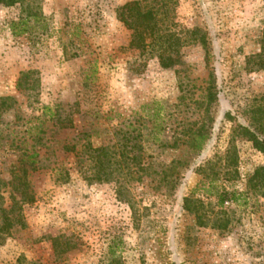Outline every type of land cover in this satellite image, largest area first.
I'll list each match as a JSON object with an SVG mask.
<instances>
[{
	"label": "rangeland",
	"instance_id": "rangeland-1",
	"mask_svg": "<svg viewBox=\"0 0 264 264\" xmlns=\"http://www.w3.org/2000/svg\"><path fill=\"white\" fill-rule=\"evenodd\" d=\"M132 1L174 33L171 67L128 49L117 15ZM262 46L264 0H0V180L26 170L34 194L0 264H264V196L248 185L264 152L243 130L264 147ZM199 130L209 138L182 169L185 147L169 145ZM87 141L132 143L141 170L97 180Z\"/></svg>",
	"mask_w": 264,
	"mask_h": 264
},
{
	"label": "trees",
	"instance_id": "trees-1",
	"mask_svg": "<svg viewBox=\"0 0 264 264\" xmlns=\"http://www.w3.org/2000/svg\"><path fill=\"white\" fill-rule=\"evenodd\" d=\"M35 20H39L38 17H34ZM118 20L130 31V42L128 45L129 50L138 51L139 53L145 52L147 49L158 52L159 64L162 68L171 67L175 61L173 55L174 49V33L168 31L166 28L161 27V19H158L156 14L151 9H144L140 6L138 1H132L124 4L118 11ZM26 20L20 19L18 22H11L10 28L13 34L21 33L20 27L25 26ZM16 30V31H15ZM264 52V46H262V54ZM207 97L210 102L217 101L216 92H214V85H210L207 88ZM58 115L57 109H53L48 106L42 107L41 118L43 121H55L59 122L56 116ZM47 117V119H46ZM59 117V115H58ZM70 122V121H68ZM58 128L67 129L72 128V125L67 127L61 122ZM157 128V126H156ZM252 141L254 147L264 152L263 144L257 139V137L247 129H243ZM86 136V135H85ZM209 138V134L203 130H199L197 135L188 142L174 141L169 145L170 148L178 149L180 146H184V160L177 161L176 164L181 166L182 169H186L190 166V163L199 155L205 141ZM158 142V139H155ZM164 146V144H160ZM115 144L111 147L107 143H101L95 148H91L90 142L87 141L81 145L80 151V163L87 162V169L93 170L94 178L100 181L113 180L115 172L122 169L127 170L129 173L130 166H135L141 170V159L139 154L129 155L133 151L134 145L130 143L129 146H123L120 151H115ZM113 148V149H112ZM76 144L71 146L64 145L62 150L64 153L74 152ZM75 153V152H74ZM77 155V152L75 153ZM36 156V153H32L27 156V159H31ZM34 161H29V164H33ZM83 167V165H82ZM199 170V169H198ZM179 171L174 172L173 180L169 184V189L174 187L176 179L179 177ZM121 176L123 174L121 173ZM173 177V175H172ZM12 178V179H11ZM167 184V183H166ZM248 185L250 188H256L262 190L264 196V166L255 169L253 174L248 179ZM9 188V189H8ZM8 190V191H7ZM7 193V198L10 203H6L4 194ZM118 195L121 194L120 189L117 190ZM218 204L222 205L228 198L227 194L218 195ZM34 200V194L29 190L27 181V171L23 170L21 174H15L14 177H10L9 181L5 182L0 180V239L4 234L9 235L11 231L16 228L24 227V221L21 214V209L24 205L32 203ZM188 198L184 199V203ZM231 200H234L231 198ZM5 204H7L5 206Z\"/></svg>",
	"mask_w": 264,
	"mask_h": 264
}]
</instances>
